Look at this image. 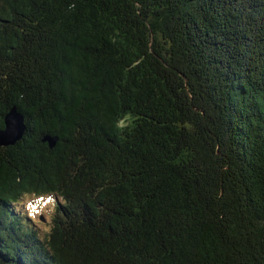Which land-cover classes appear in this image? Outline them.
<instances>
[{
    "label": "trees",
    "instance_id": "16d2710c",
    "mask_svg": "<svg viewBox=\"0 0 264 264\" xmlns=\"http://www.w3.org/2000/svg\"><path fill=\"white\" fill-rule=\"evenodd\" d=\"M13 106L0 264H264V0H0Z\"/></svg>",
    "mask_w": 264,
    "mask_h": 264
},
{
    "label": "rangeland",
    "instance_id": "374dc122",
    "mask_svg": "<svg viewBox=\"0 0 264 264\" xmlns=\"http://www.w3.org/2000/svg\"><path fill=\"white\" fill-rule=\"evenodd\" d=\"M53 197L50 195L26 196L17 205V209L24 214L31 215L34 227L40 231L49 228V219L53 210ZM44 218V221L40 219Z\"/></svg>",
    "mask_w": 264,
    "mask_h": 264
},
{
    "label": "water",
    "instance_id": "95a60500",
    "mask_svg": "<svg viewBox=\"0 0 264 264\" xmlns=\"http://www.w3.org/2000/svg\"><path fill=\"white\" fill-rule=\"evenodd\" d=\"M24 129L23 114L15 106L11 107L4 116V127L0 129V146L13 144L21 138ZM47 141L50 146H53L56 140L53 137H48Z\"/></svg>",
    "mask_w": 264,
    "mask_h": 264
}]
</instances>
